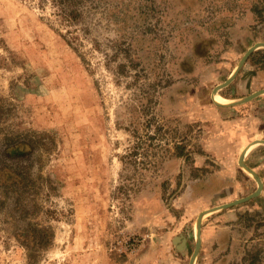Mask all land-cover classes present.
I'll use <instances>...</instances> for the list:
<instances>
[{
    "label": "rangeland",
    "instance_id": "1",
    "mask_svg": "<svg viewBox=\"0 0 264 264\" xmlns=\"http://www.w3.org/2000/svg\"><path fill=\"white\" fill-rule=\"evenodd\" d=\"M70 8L0 0V264H264V0Z\"/></svg>",
    "mask_w": 264,
    "mask_h": 264
},
{
    "label": "trees",
    "instance_id": "2",
    "mask_svg": "<svg viewBox=\"0 0 264 264\" xmlns=\"http://www.w3.org/2000/svg\"><path fill=\"white\" fill-rule=\"evenodd\" d=\"M37 2L40 7L51 5L54 8L55 15L60 18L61 23L67 28L69 27L66 30L68 44L75 50L82 48L83 43L81 41V36L78 34L79 32H83V36H85V34H88V30L75 26L80 22L79 17L81 11L76 8H70L72 4L77 5V3H81L82 0H37Z\"/></svg>",
    "mask_w": 264,
    "mask_h": 264
},
{
    "label": "water",
    "instance_id": "3",
    "mask_svg": "<svg viewBox=\"0 0 264 264\" xmlns=\"http://www.w3.org/2000/svg\"><path fill=\"white\" fill-rule=\"evenodd\" d=\"M258 48H264V43H257L255 45H253L251 48H249L247 50L245 56H244V59L247 58L250 53H252L253 51H255ZM241 64L238 66V68L233 72V74L228 78V80L226 82H224L223 84L217 86L213 90V96L216 94L217 90L221 89L222 87L227 86L232 81V79L235 77V75H236L239 67L241 66ZM263 93H264V90L258 91L256 93H254L253 95L249 96L248 98H246L245 101H249V100H251V99H253V98H255V97H257V96H259V95H261ZM219 105H221V104H219ZM259 144H264V140L260 141ZM245 152H243V154H245ZM240 165L245 170H247L250 174H252L255 177V174L251 170H249L247 167H245V165L243 164L242 157L240 158ZM255 180H256L258 186H257L256 191L253 194H251L250 196H248L246 198H243L241 200H236V201H234L232 203H228V204H225V205H222V206L213 208V209H211V210H209L207 212H214V211H217V210H220V209L228 208L230 206H233V205H236V204L245 202V201H247V200H249L251 198H254V197L258 196L260 194L261 190H262V182L257 177H255ZM202 217H203V214L199 215L198 216V219H197V222H196V245H195V251H194V253L192 255V258H191L189 264H194V261L196 259L197 252H198V249H199V246H200V226H201V219H202Z\"/></svg>",
    "mask_w": 264,
    "mask_h": 264
},
{
    "label": "bare ground",
    "instance_id": "4",
    "mask_svg": "<svg viewBox=\"0 0 264 264\" xmlns=\"http://www.w3.org/2000/svg\"><path fill=\"white\" fill-rule=\"evenodd\" d=\"M215 99L220 103V104H227L229 103V101L227 99H224L223 97H221L220 95H215ZM260 141H257L254 143L255 144H258ZM253 145V144H252Z\"/></svg>",
    "mask_w": 264,
    "mask_h": 264
}]
</instances>
